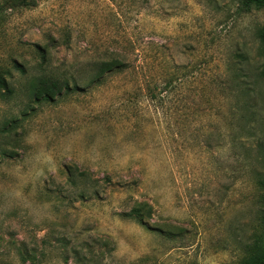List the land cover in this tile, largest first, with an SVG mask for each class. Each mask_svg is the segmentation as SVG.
I'll return each mask as SVG.
<instances>
[{
    "label": "rangeland",
    "instance_id": "374dc122",
    "mask_svg": "<svg viewBox=\"0 0 264 264\" xmlns=\"http://www.w3.org/2000/svg\"><path fill=\"white\" fill-rule=\"evenodd\" d=\"M241 2L0 0V264L264 249V10ZM40 78L70 92L36 101Z\"/></svg>",
    "mask_w": 264,
    "mask_h": 264
},
{
    "label": "trees",
    "instance_id": "16d2710c",
    "mask_svg": "<svg viewBox=\"0 0 264 264\" xmlns=\"http://www.w3.org/2000/svg\"><path fill=\"white\" fill-rule=\"evenodd\" d=\"M26 1L27 0H20V3L25 4ZM241 5L246 9L253 7L255 9L264 10V0H242ZM257 39L264 48V26L258 31ZM120 67H122V64L118 58H112L108 61L96 63L92 76L93 82H100V80L105 75L120 69ZM90 84L93 83L91 82ZM30 87V93L31 95H33V98L36 101L44 100L49 102L52 101L55 97H58L63 92V90L66 93L70 92L68 83L45 78L33 80L30 84ZM75 87H77V85H75ZM1 90L7 93L8 95L12 93V91L8 89L6 82L2 76H0V91ZM68 176L70 179L69 184L74 187V180L70 178V174ZM135 212L140 214V216L134 218L133 220H135L140 225L144 224V217H142L141 211L135 210ZM246 264H264V249L255 254Z\"/></svg>",
    "mask_w": 264,
    "mask_h": 264
}]
</instances>
